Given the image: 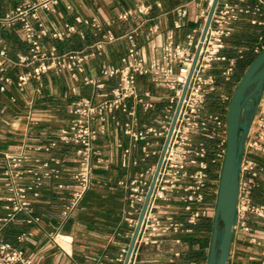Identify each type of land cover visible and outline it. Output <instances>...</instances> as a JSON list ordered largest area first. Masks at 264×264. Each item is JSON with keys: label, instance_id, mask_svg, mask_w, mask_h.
Masks as SVG:
<instances>
[{"label": "built area", "instance_id": "1", "mask_svg": "<svg viewBox=\"0 0 264 264\" xmlns=\"http://www.w3.org/2000/svg\"><path fill=\"white\" fill-rule=\"evenodd\" d=\"M61 1L65 0H18L14 7L0 15V27L11 29L18 26L27 46V52L18 53L12 63L29 67L13 81L5 74L9 58L6 45L2 44L0 96L10 85H14L17 93H24L30 82L35 83L34 92L40 94L44 75L67 72L73 81L94 87L96 99L78 96L70 104L66 124L58 127L52 138L28 145L20 152L4 154L0 171V222H9L23 213L26 223H39L40 217L34 214L33 206L41 196V188L46 181L59 180L63 173L61 160L49 154L59 144H64L75 147V167L69 176L70 182H57L55 186L67 193V202L61 211V228L92 185L96 165L104 161L97 147L98 139L107 135L112 125L120 127L131 141L130 146L123 149L121 166L127 168L140 162L145 165L136 176L118 181V185L126 190L128 210L125 219L131 238L151 188L127 261V264H137V255L143 245H159L170 235H176L171 241L180 244L183 234L190 235L193 225L208 218V190L213 180H219L226 144L225 113L232 92L217 96L220 109L215 112L207 108L208 97L218 91V79L229 83L234 78L237 58L230 56L226 48L227 39L237 22L245 20L260 29L249 50L257 55L263 49L264 0H255L254 3L217 0L205 32L204 26L214 0H205V6L199 9L195 20L190 19L185 3L176 8V17L169 27L161 29L158 24L150 25L145 43L138 41L135 32L117 36L109 28L104 30L95 18L77 17L76 23L94 29L95 41L82 50L59 52L55 44L44 45V37L62 42L67 35L77 31L76 25L48 31L41 12H55ZM144 1L138 0L135 10L148 14L151 5ZM67 7L71 8L69 4ZM132 13V9L122 10L117 20L126 21ZM119 38L127 43L119 63L100 67L102 77L116 78V84L104 91V81L85 74L86 64L100 56L108 43ZM246 50L248 48L238 49V57H242ZM140 77L148 80L147 87L139 86ZM8 100L16 103L17 97L10 95ZM7 108L5 105L0 107V115ZM24 108L26 122L37 124L33 118V102L29 101ZM117 112L125 115L126 120L118 119ZM140 113L146 117L141 119ZM135 146L139 147L138 158L131 157ZM43 154L48 156L43 157ZM255 155H264V90L244 139L234 236L251 232L247 214L264 219V204L252 199L260 170ZM216 193L217 188L211 202L212 214ZM176 213L182 218L176 219ZM46 235L55 242L58 231L51 230ZM27 236H32V232H21L19 240ZM128 248L118 259L122 264ZM179 256L180 252L174 251L173 257L162 264H175L173 259ZM0 264L33 263L23 250L0 235ZM188 264L197 262L192 260ZM227 264H231L229 259Z\"/></svg>", "mask_w": 264, "mask_h": 264}, {"label": "crops", "instance_id": "2", "mask_svg": "<svg viewBox=\"0 0 264 264\" xmlns=\"http://www.w3.org/2000/svg\"><path fill=\"white\" fill-rule=\"evenodd\" d=\"M138 0H65L61 1L55 12L42 11L41 18L48 31L64 28L75 24L76 32L69 34L62 42L53 41L49 36L43 39L44 45L55 44L59 52L82 50L95 41L94 29L90 26L76 23L75 19L95 18L114 34L120 36L125 32L137 33L140 43L146 42V32L150 25L158 24L161 29L169 27L174 21L177 7L186 3L191 20L197 18L199 9L205 6V0H145L151 5L148 14L135 10ZM254 3L255 0H248ZM18 0H0V15L17 4ZM160 3V6L157 5ZM71 8H68L67 5ZM125 9L133 13L126 21H118L117 15ZM259 28L251 26L245 20L237 22L231 37L227 39L226 51L237 52L240 48H249L255 43ZM7 47V63L5 74L13 81L18 74L29 67H21L12 63L18 53H26L19 27L11 29L0 27V47ZM148 47L152 45L147 44ZM127 43L119 38L108 43L103 53L88 61L85 74L105 82L104 91L116 84V78L106 79L100 75V67L104 64H118L119 58L126 51ZM81 77V76H80ZM139 86L147 87L148 80L138 79ZM35 83L30 82L24 93H17L14 85H10L0 96V107L6 106L7 111L0 115V171L4 165V154L17 153L28 145L43 143L52 138L58 127L66 124L69 118L71 102L78 96L93 97L97 90L73 81L65 72L59 75L49 73L43 77V88L40 94L34 92ZM17 97L16 103L9 102V96ZM29 101L34 104L33 118L37 124L26 122L23 111ZM116 116L121 121L126 117L120 112ZM141 119L146 115L140 113ZM131 141L123 134L120 127L111 126L109 133L100 137L97 147L102 152L104 161L97 164L93 171L92 185L89 187L79 207L72 212L64 225L59 228L61 211L67 202V193L58 190L57 182H70V174L75 167L74 146L59 144L51 154L61 160L63 168L59 180H49L41 188V196L34 203V214L40 217L38 224L25 222L26 215L20 213L14 220L0 222V235L11 245L23 250L33 264H122L118 259L130 244V228L126 222L128 203L126 190L118 185L122 179L132 178L144 169L139 163L127 168L121 166L122 152L129 147ZM139 147L132 148L131 157L138 158ZM47 157L48 154H43ZM260 162L258 185L253 188L252 199L255 203L264 204V155H255ZM153 161V159H152ZM1 206V202H0ZM2 211L0 209V215ZM176 219H181L179 213ZM247 222L251 232L235 234L229 256L231 264H264V219L253 214H247ZM204 219L193 225V233L180 235L182 243L175 244L170 235L159 245H143L137 255V264H162L173 257L174 251L180 256L174 258L175 264H188L195 260L204 264L207 246ZM201 227L203 230L201 231ZM58 231L55 242H51L46 233ZM31 231L32 236L19 240L21 232ZM179 236V235H178Z\"/></svg>", "mask_w": 264, "mask_h": 264}, {"label": "water", "instance_id": "3", "mask_svg": "<svg viewBox=\"0 0 264 264\" xmlns=\"http://www.w3.org/2000/svg\"><path fill=\"white\" fill-rule=\"evenodd\" d=\"M216 2L217 0L213 1L209 10L204 32L208 26ZM263 90L264 47L237 80L227 103L225 113V154L218 180L212 216L211 236L204 264H227L228 262L234 238V225L237 221L238 175L244 139L257 110ZM150 192L151 188L146 195L145 204ZM145 204L140 212L123 264H127ZM220 223L222 224L221 227Z\"/></svg>", "mask_w": 264, "mask_h": 264}, {"label": "trees", "instance_id": "4", "mask_svg": "<svg viewBox=\"0 0 264 264\" xmlns=\"http://www.w3.org/2000/svg\"><path fill=\"white\" fill-rule=\"evenodd\" d=\"M230 56H235L237 58V63H236V69H235V74L234 77L237 78V80L240 78V76L242 75V73L244 72V70L246 69V67L249 65V63L254 59V57L256 56L255 53L251 52V51H243L242 53V57H238L237 53H235L234 51H231L229 53ZM218 84H219V79H218ZM207 108L210 111H218L220 109V106L218 104V99L217 96H215L214 93H211L208 97V103H207ZM254 202H257V200H254ZM205 221V231L206 234L208 232H210V228H211V222L209 220V218L204 219ZM201 231L203 230V228L201 227L200 229ZM206 246H208V242L206 240Z\"/></svg>", "mask_w": 264, "mask_h": 264}, {"label": "rangeland", "instance_id": "5", "mask_svg": "<svg viewBox=\"0 0 264 264\" xmlns=\"http://www.w3.org/2000/svg\"><path fill=\"white\" fill-rule=\"evenodd\" d=\"M236 82H237V78L236 77H234L233 79H232V81L231 82H229V83H224L223 82V80H219V87H218V91L215 93V96H218L219 94H221V93H231L232 92V90H233V88H234V86H235V84H236ZM217 185H218V180H213L212 182H211V184H210V186H209V190H208V194L210 195V196H208V204H209V206H208V214H207V217L209 218V220H210V222H211V225H212V208H213V204L211 203V202H213L212 200H213V198H214V195H213V193H214V191L216 190V188H217ZM213 195V196H212ZM210 203H211V205H210ZM222 226V224L220 223V227ZM211 229V228H210ZM210 236H211V230H210V232H208L207 234H206V240H207V242H208V246H207V249L206 250H208V247H209V241H210Z\"/></svg>", "mask_w": 264, "mask_h": 264}]
</instances>
